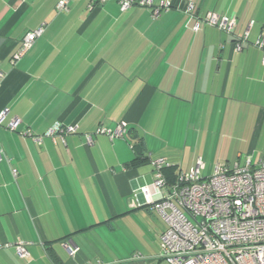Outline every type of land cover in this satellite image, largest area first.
Listing matches in <instances>:
<instances>
[{"label": "crops", "instance_id": "1", "mask_svg": "<svg viewBox=\"0 0 264 264\" xmlns=\"http://www.w3.org/2000/svg\"><path fill=\"white\" fill-rule=\"evenodd\" d=\"M168 1L152 17L137 5L120 11L117 0L93 9L90 0H68L62 12L58 0H0V110L19 119L15 132L0 126V264L113 263L95 237L133 219L158 246L165 225L140 191L152 182L154 159L186 171L200 157L210 174L231 148H246L252 163L264 153V51L253 44L264 0ZM208 11L234 16V33L201 21L194 30ZM42 24L12 64L23 34ZM119 122L123 138L85 143L86 133ZM70 124L77 131L64 142L45 135ZM18 240L28 243L26 258L7 246ZM65 241L79 248L75 256Z\"/></svg>", "mask_w": 264, "mask_h": 264}, {"label": "built area", "instance_id": "2", "mask_svg": "<svg viewBox=\"0 0 264 264\" xmlns=\"http://www.w3.org/2000/svg\"><path fill=\"white\" fill-rule=\"evenodd\" d=\"M106 0H90L89 8L101 5ZM120 11L133 5L150 8L152 17L170 7L168 0L158 4L154 0H117ZM68 0H58L56 11H67ZM193 4L185 9L193 14ZM197 17L194 30H198L199 21L218 30L233 34L236 26L234 16L219 15L208 11ZM44 31V24L26 31L20 39L18 49L13 53L10 62L16 63L32 46ZM247 32L237 37L234 49L240 50L241 42L246 40ZM264 51V29L253 43ZM264 63V53L262 57ZM5 73L0 70V83ZM8 109L0 110V126L10 131H17L19 119L7 118ZM126 123L119 122L115 127L99 126L92 133L85 134V143L92 145L94 136L105 135L111 140L123 138ZM77 131L76 124L49 128L45 135L53 142L57 139L64 142V137ZM29 135L40 144L42 135L32 136L28 131L20 132ZM4 155L0 150V162ZM152 182L141 188L146 201L154 206L160 214L164 229L158 237L159 252L153 260L165 261L167 264H264V153L252 163L250 159L240 165L217 163L210 174L205 175V164L198 157L188 170L177 172L173 182L167 183L163 172L171 164L165 158L152 162ZM17 174L16 169H11ZM28 243L18 240L12 246L19 258H26ZM67 254L75 256L79 248L69 241L62 243ZM148 260V261H153ZM145 263L141 254L135 253L124 262L108 264ZM82 264H92L89 261ZM96 264H102L97 262Z\"/></svg>", "mask_w": 264, "mask_h": 264}, {"label": "rangeland", "instance_id": "3", "mask_svg": "<svg viewBox=\"0 0 264 264\" xmlns=\"http://www.w3.org/2000/svg\"><path fill=\"white\" fill-rule=\"evenodd\" d=\"M229 149V146H228ZM232 152L228 154L229 158L223 156L221 158V164H229L233 165L235 162L243 165L246 161V148H231ZM238 150L240 151L239 156L237 155ZM228 151V150H227ZM227 156V157H228ZM226 159L228 162H226ZM257 156L254 157L253 163L256 162ZM209 171L205 173L208 175ZM142 228L146 227L141 223L137 222L134 219L127 223V225L122 227H115L113 230L107 229L104 232H99L98 237L96 236V240L104 247L107 255L109 256V261L117 262L123 261L126 259L127 255H131L133 253H139L142 255L143 251L141 249L145 247H149L152 252V258L156 256L159 252L158 246H156L155 240L150 238V233H146ZM147 230V229H146ZM146 260H150L149 258ZM153 260V259H151ZM120 264V263H118ZM145 264H167L165 261H147Z\"/></svg>", "mask_w": 264, "mask_h": 264}, {"label": "trees", "instance_id": "4", "mask_svg": "<svg viewBox=\"0 0 264 264\" xmlns=\"http://www.w3.org/2000/svg\"><path fill=\"white\" fill-rule=\"evenodd\" d=\"M132 147L136 151V156H137L138 152L136 150V145L133 144ZM136 159H135V162L137 161ZM176 169L177 168L174 165H172V164L170 166H168V167H165L163 169V172L166 175L167 183H171V182H173L175 180L177 172H178V171H176Z\"/></svg>", "mask_w": 264, "mask_h": 264}]
</instances>
